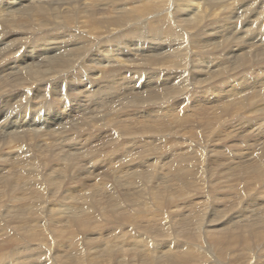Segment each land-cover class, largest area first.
Masks as SVG:
<instances>
[{"label": "bare ground", "instance_id": "obj_1", "mask_svg": "<svg viewBox=\"0 0 264 264\" xmlns=\"http://www.w3.org/2000/svg\"><path fill=\"white\" fill-rule=\"evenodd\" d=\"M142 19L158 29L160 22L168 24L169 31L144 32L123 41L131 23H142ZM204 59L214 62L205 66ZM140 65L145 69L137 68ZM217 83L219 89H209L197 98L210 102L232 93L236 100L222 101L214 108L229 104L226 114L241 126L249 125L250 140L264 141V132L253 128L254 122L264 124V0H0V99L6 109L19 105L8 119H1L6 109L0 110V203L6 199L19 208L14 214H1L21 223V229L27 225L33 237L42 235L57 255V247L66 244L64 238L73 244L79 235L55 233L54 217L59 214L50 207H70L72 216L66 220L74 230L96 229L102 216L129 215L126 206L116 203V192L121 182L135 184L120 182L118 173L153 178L154 172L150 168L129 171L125 164L112 169V162L99 166V159L111 149L101 157L99 153L108 143L125 139L126 152L122 147L120 155H129L142 129L137 119L146 117L138 116L142 105L165 101L157 111L166 114L182 107L183 95ZM61 98L66 99L65 105ZM36 103L42 108L34 109ZM120 111L127 115L123 130L116 121ZM36 114L44 117L36 121ZM145 130L148 133L151 127ZM228 134L222 120L216 130L220 137L214 141H223ZM250 145L243 149L235 143L239 149L233 158L242 151L247 152L242 156L255 155ZM209 153L204 148L203 166L215 170L217 164L207 157ZM261 157H251L244 171L247 179L260 181L258 190L264 188ZM95 167L99 172L106 169L102 178L115 175L112 183L83 181L94 174ZM231 168L225 162L219 173ZM20 185L26 190L21 191ZM128 202L136 204L137 198L130 194ZM5 217L0 224L5 225ZM191 218L196 221V215ZM74 250L73 256L60 262L88 264L81 256V245Z\"/></svg>", "mask_w": 264, "mask_h": 264}, {"label": "rangeland", "instance_id": "obj_2", "mask_svg": "<svg viewBox=\"0 0 264 264\" xmlns=\"http://www.w3.org/2000/svg\"><path fill=\"white\" fill-rule=\"evenodd\" d=\"M174 15L178 18L177 12ZM131 24V30L124 32L123 41L132 35L136 38L144 32L169 31V25L162 22L159 29L155 23L149 24L148 20L143 19L142 23L135 21ZM203 43L205 49H208L206 43ZM213 62L203 60L205 66ZM213 66H209L208 70ZM137 68L145 69L143 65ZM219 87V83L212 84L195 94L192 92L183 95L181 102L185 103L182 107L172 108L166 114L157 111L165 101L142 105L138 116L146 117L137 119L136 125L142 129L135 135L137 141L134 148L128 149L129 155L125 154L126 148L123 145L127 142L123 139L108 143L99 156L101 157L102 152L109 148L110 154L101 157L97 163L101 166L112 162L110 165L112 169L127 165L130 166L129 171L150 168L154 172L153 178L125 176L127 171H120L118 173L120 182L130 181L136 186V188L127 186L126 182H121L119 189L116 187V190L118 189L116 203L126 206L130 214L102 216L96 221L99 227L94 224L96 229L89 228L88 232L84 229L69 228L70 224L66 219L72 216L70 207H50L52 212L59 214L54 217L55 233L79 235L73 244H69V240L64 238L63 242L66 244L57 247L60 257L50 249L54 247L50 246L49 242L42 241V235L33 237L30 232L27 233V225L23 226L25 229H21L19 226L21 223L11 222L9 217H5L3 214L6 216L14 214L19 208L16 207V203L12 204L2 199L4 201L3 204L0 203V218L5 217L6 221L5 225L0 224V248L5 242V247L0 252V264H64L65 260L76 253L74 248L79 245L82 247L81 256L88 264H264V188L262 187L260 192L261 189L258 190L260 181L247 179L244 173L245 167L250 166L256 157L262 155L261 161L264 163L262 149L264 141L262 139L258 142L260 138H257V141L250 140L251 134L247 131L249 125L241 126V123L226 114L229 104L222 108H214L220 106L222 101L229 103L236 100L232 93L210 102L197 98L207 90H217ZM115 94L119 95L116 92ZM190 98L194 100L193 103L186 102ZM60 102L65 105L66 99L61 98ZM5 104L0 99V110L6 109ZM177 104L179 105L178 102ZM18 106L15 103L6 109L1 119H8V114ZM41 108L42 104L36 103L34 109ZM241 112L245 116H250L244 111ZM34 116L36 121L44 117L43 114ZM126 117L124 111L117 114L119 130L126 127ZM222 120L229 133L228 138L220 142L214 141L220 137L216 135V130ZM148 126L151 127V131L147 133L145 128ZM253 128L258 132H264L262 122H254ZM37 131L41 130L37 128ZM97 135L99 136L100 132ZM237 142L242 144L243 149L247 144H251L255 155L242 156V151L238 157L233 158V152L239 149L233 146ZM122 147L125 152L121 157ZM204 148L210 152L207 157L217 164L215 170L206 168V164L203 166ZM244 153L247 154L246 151ZM108 157L110 160L104 161ZM225 162L232 168L221 175L219 169ZM95 168L94 174L89 173L88 178L83 181L91 184L96 179L95 181L112 183L115 175L112 177L105 175L102 178L106 169L99 172L98 167ZM261 183L264 186L263 180ZM19 189L26 190L24 185H20ZM130 194L137 198L136 204L128 202ZM20 196L22 197V194ZM23 196L26 197L25 193ZM64 210L66 211L62 212ZM10 211L12 213H9ZM72 211L78 212V209L73 208ZM91 212L93 218L97 217L95 209ZM193 215H196V221L194 218L188 219ZM237 220L238 224L235 223ZM190 226L194 227V230L191 231ZM38 232L39 230L35 229L34 233ZM198 234H202L204 238ZM104 246L111 248L104 249ZM61 258L64 262H60Z\"/></svg>", "mask_w": 264, "mask_h": 264}]
</instances>
